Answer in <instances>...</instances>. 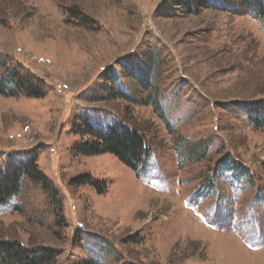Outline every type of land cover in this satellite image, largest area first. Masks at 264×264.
<instances>
[{
  "label": "rangeland",
  "instance_id": "374dc122",
  "mask_svg": "<svg viewBox=\"0 0 264 264\" xmlns=\"http://www.w3.org/2000/svg\"><path fill=\"white\" fill-rule=\"evenodd\" d=\"M239 1L0 0V56L47 90L0 95V170L35 156L45 177L0 205V243L56 264H264V129L249 119L264 106V20ZM143 78L164 118L116 96L145 100ZM79 116L139 130L146 170L75 156Z\"/></svg>",
  "mask_w": 264,
  "mask_h": 264
},
{
  "label": "trees",
  "instance_id": "16d2710c",
  "mask_svg": "<svg viewBox=\"0 0 264 264\" xmlns=\"http://www.w3.org/2000/svg\"><path fill=\"white\" fill-rule=\"evenodd\" d=\"M239 2L238 8L233 11L235 14L253 13L257 20H264V0H240ZM208 3V0H203L201 7H208ZM0 69H6V73L0 79V95L6 97L24 95L33 98L46 96L47 90L40 79L24 75L16 67H9L7 59L2 56H0ZM112 81H115V78ZM138 81L143 90L149 94L145 100L132 97L124 91H118L116 96L136 105H154L161 118H164L149 80L143 78ZM249 119L255 127L264 129V106L252 107L249 110ZM70 133L89 138L74 144L71 151L75 156L110 154L137 175L147 168L148 145L144 136L136 128L122 123H114L106 127L98 126L88 116H79L73 120ZM224 165L228 167L232 165L237 172L245 173V170L231 159ZM25 178L37 183H45V177L38 169L35 156L19 163H10L0 170V205L6 204L19 193ZM74 181L79 184H90L100 191L105 189L104 182L94 180L89 175H81ZM55 258L53 251L30 250L15 242L0 243V264H56Z\"/></svg>",
  "mask_w": 264,
  "mask_h": 264
},
{
  "label": "built area",
  "instance_id": "2783aa9c",
  "mask_svg": "<svg viewBox=\"0 0 264 264\" xmlns=\"http://www.w3.org/2000/svg\"><path fill=\"white\" fill-rule=\"evenodd\" d=\"M42 62H44V63H50L51 61L48 60V59L43 58V59H42ZM55 88L59 91L60 94H63V93H65L67 90H69V86H68V85H59L58 87H55ZM28 130H29V127L25 128L24 131L17 133L16 136L14 135V136H13V139H17V138H18V139H19V138L22 139V138L24 137V134H25L26 131H28Z\"/></svg>",
  "mask_w": 264,
  "mask_h": 264
}]
</instances>
